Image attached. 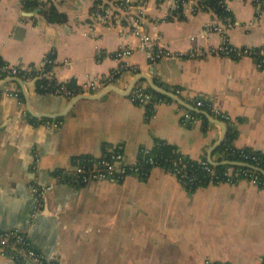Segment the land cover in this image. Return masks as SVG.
I'll return each mask as SVG.
<instances>
[{"label":"crops","instance_id":"obj_1","mask_svg":"<svg viewBox=\"0 0 264 264\" xmlns=\"http://www.w3.org/2000/svg\"><path fill=\"white\" fill-rule=\"evenodd\" d=\"M35 1L62 12L65 21L49 22L40 6L26 7L24 0H0V58L11 65H36L52 52L55 78L79 85L118 70V48L135 45L109 0ZM98 5L111 10V22L116 14L112 25L92 21ZM226 5L235 23L227 31L230 44L264 46V21H255L253 0ZM219 21L211 10L186 8L177 15L167 2L149 0L145 27L169 55L149 62L135 51L128 58L135 71L120 70L109 85L127 90L136 74L144 73L177 90L185 102L204 99L229 116L226 134L236 132L235 147L264 154V66L210 51L221 42V33L211 27ZM201 31L205 38L198 36ZM137 83L147 85L145 79ZM5 87L20 97L5 94ZM37 88L35 81L0 85V230L25 232L58 264H262L264 188L240 181L191 190L159 166L146 178L129 175L120 181L80 183L73 175L80 156L104 157L121 144L126 158L134 160L160 140L191 159L223 161L218 146L211 150L222 134L219 124L204 114L183 124L185 109L174 100L149 111L128 94L108 90L74 102L61 117L47 118L61 122L48 127L38 115L64 111L70 98ZM46 186L50 189L36 204L32 188ZM0 264L33 263L0 253Z\"/></svg>","mask_w":264,"mask_h":264},{"label":"built area","instance_id":"obj_2","mask_svg":"<svg viewBox=\"0 0 264 264\" xmlns=\"http://www.w3.org/2000/svg\"><path fill=\"white\" fill-rule=\"evenodd\" d=\"M149 0H109L110 6L116 7L125 21V28L129 34L136 38L135 45L120 46L116 52V57L120 60V66L118 70H114L111 73L103 77L88 78L84 82L76 85V87H69L67 82L59 81L55 78L53 70V61L48 59L46 56L44 59L36 65L25 66V65H11L5 61H0V80L14 76L20 78L22 81H35L36 79H45L46 86H41L44 89L49 88V93L53 95H59L66 98H71L76 94H89L96 90L108 86L112 83L119 73L120 70L135 71V67L128 61V58L135 52H144L149 62H155L160 58L169 55L168 47L160 42L157 37L153 36L145 27L146 24V6ZM162 2H167L173 13L177 15L184 11V9L190 10L192 13H196L201 10H211L205 0H158ZM227 0H220L226 9L229 11L227 5ZM257 12L254 17L255 21H264V0H253ZM110 9L102 8L100 5L95 7L92 11V21L93 22H108L110 23L112 18L110 16ZM212 11V10H211ZM220 20L219 22L212 23V29L221 33V42L211 48L210 51L217 54L229 56L232 58H242L248 57L255 60L259 65L264 66V46H234L230 44L227 31L234 26L233 19L227 18L225 20L221 19L217 14H215ZM116 20V14L115 19ZM113 22L110 24L112 25ZM109 24V25H110ZM198 36L200 38H205L206 33L201 31ZM200 54L202 51L199 50ZM191 55H194L191 53ZM52 62V63H51ZM51 64L50 67L47 65ZM21 70L28 71V74L19 75ZM3 92L9 96H14L19 98L20 93L18 91H11L8 88H4ZM154 92L146 84L136 83L135 86L128 93L129 99L136 103L147 106L149 109H153L154 106L160 102H167L163 100L154 99ZM177 94V90L175 91ZM193 107L198 109H203L207 111L211 116L222 120L224 122H229V116L219 110L216 106H212L210 102L205 101L201 98L189 99L186 101ZM181 112V122L183 124L194 122L202 116L194 114L192 110L184 108ZM197 112V111H195ZM200 113V112H197ZM202 114V113H201ZM48 127L57 128L60 126L59 120H44L43 122ZM234 146V145H233ZM230 145L225 147L228 149ZM235 147V146H234ZM237 148V147H235ZM245 160H239L248 162L258 161L259 157L253 152H244L243 148H237ZM141 152V151H140ZM144 153L148 150L143 149ZM247 159L249 161H247ZM152 158L140 157L139 155L134 160H129L126 158L123 147L121 144L116 145L111 152L106 156L100 158L88 159L86 163H76L74 168V177L80 183H86L91 180L97 179H113L120 181L126 176L134 175L139 178H146L149 174L144 167L143 162L151 161ZM194 160V159H193ZM199 164L196 169H199L203 175L198 177L195 173V169H191L182 158L174 160L173 166L169 169H165L168 172L174 174L180 181H182L188 188H191L195 182H200L201 179L208 178L206 183H231L235 184L240 181H247L250 184L264 188V182L261 181L259 174L260 172L242 166L227 164L223 171V178L219 179V175L215 170V166L212 165L207 159L195 160ZM255 165V164H253ZM257 166V165H256ZM263 175V174H262ZM58 175L57 177H59ZM190 186V187H189ZM203 186V184L197 183L195 187ZM50 187L45 188L33 187L32 195L36 202H39L40 198L49 190ZM0 253L2 255H8L14 260L20 258H25L31 261L33 264H58L54 258L47 257L42 251L37 249L33 244L31 238L23 231L17 228H10L5 230H0ZM205 264H230L228 262H215L211 260H206Z\"/></svg>","mask_w":264,"mask_h":264},{"label":"trees","instance_id":"obj_3","mask_svg":"<svg viewBox=\"0 0 264 264\" xmlns=\"http://www.w3.org/2000/svg\"><path fill=\"white\" fill-rule=\"evenodd\" d=\"M205 3L221 19H223V20H225L227 18L233 19L231 12L228 11L223 4H221L220 0H205ZM24 5L26 7H31L33 5L40 6L46 20H48L49 22L60 23V22L65 21V15L62 12L57 11L54 7L47 8L45 6V4L38 3L35 0H24ZM95 7H97V6H95ZM46 57L54 62V54L52 52L47 53ZM0 61L2 62L3 60L0 58ZM52 65H53V63H52ZM47 66L50 67L51 64H48ZM27 72L28 71L21 70L19 75L22 76L23 74H28ZM35 82L37 83V86H38L37 89L39 91L44 92V93L49 91V88L44 89L41 87L43 85L46 86V80L45 79H42V78L39 79L38 78L35 80ZM67 85L69 87H72V88L76 87V84H74L72 81L67 82ZM154 99H156V100L160 99V100L167 101V102L172 101V98H170L169 96L159 94V93H154ZM149 111H151V109H149ZM193 113L203 117V115L201 113H197L195 111ZM46 119L47 118H44V119L42 118L41 120H46ZM235 137H236V132L228 130L224 141L218 146L217 149L222 151V153L224 154L226 159L245 160V159H243L241 152L233 146L232 142L235 139ZM228 145H230V147H228V149H226V151H225V147H227ZM243 149H244L245 153L251 151L256 156L259 157L258 161H249L248 159H247V161H249V162H251V163H253V164L264 169V154H262L258 151H255L251 148H243ZM140 157L141 158L142 157H145V158L151 157L152 158L151 161L143 162V167L147 172H149L150 169L154 166H159V167H162L164 169H169L170 167L173 166L174 160H176L180 157L183 159V161L191 169H195L194 171L198 177L201 178V176L203 175V173L201 171H199V169H196L199 166L197 161H195V160L189 158L188 156L182 154L176 148L175 145L169 144V143L162 141V140L157 141L156 144L151 149H149L147 153H144L143 149H142L140 152ZM92 158L93 157L90 155H83V156H80L79 158H77L76 163H83L84 164L87 162L88 159H92ZM226 165L227 164H221V165L215 166V170H216L217 174L219 175V179L223 178V171H224ZM62 177H63V175H62ZM259 177H260L261 181L264 182V175L259 174ZM207 179L208 178L203 177V179H201L200 182L199 181L195 182V184H193L191 186V188H189V189L192 190V189L196 188L195 186L197 183L203 184V186L206 185V183L208 182ZM262 264H264V255L262 258Z\"/></svg>","mask_w":264,"mask_h":264},{"label":"water","instance_id":"obj_4","mask_svg":"<svg viewBox=\"0 0 264 264\" xmlns=\"http://www.w3.org/2000/svg\"><path fill=\"white\" fill-rule=\"evenodd\" d=\"M38 11H39L38 9L33 10V13H37ZM27 14L31 15L32 12H28ZM140 79H145L146 83H147V86L151 90H153L154 92L169 96L170 98H172V100L177 102L183 108H186V109L192 110V111L200 112V113L204 114L211 122L219 124L221 129H222V134H221L219 140L214 144V146H213V148L211 150H213L215 147L219 146L224 141L226 130H227V125H226V123L224 121H221V120H219L217 118L212 117L207 111H205L203 109H198V108L193 107L191 104L185 102L174 91L169 90L168 88H165L161 84L155 82L153 80V78L147 76L144 73L136 74V76L132 80V82H131V84H130V86L128 87L127 90L122 91V90L118 89L114 85H109L102 92H100V94H97V95L76 94L75 96L70 98V101H69V103H68V105H67V107H66V109L64 111L59 112V113H51V114L43 113V114H40L38 116L39 117H45V118H58V117H61L69 110V108L74 104V102H76V101H78L80 99L98 98L102 93H104L105 91H108V90H114V91H116V92H118V93H120V94L125 96L131 91V89L135 86V84ZM12 81H15V82H18L19 84H21L20 78L14 77V76H9V77H6V78L0 80V85L5 84L7 82H12ZM207 160L214 166H218V165H221V164H230V165L248 167V168H252V169H254V170H256V171H258V172H260L261 174L264 175V169L263 168H261L259 166H256V165H253V164H250L248 162L239 161V160H230V159H225L223 161H212L210 157Z\"/></svg>","mask_w":264,"mask_h":264}]
</instances>
